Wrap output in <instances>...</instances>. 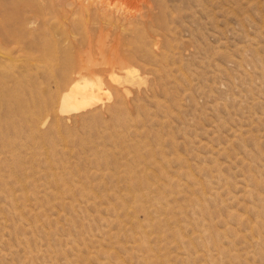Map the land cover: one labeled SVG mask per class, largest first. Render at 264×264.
<instances>
[{
    "label": "rangeland",
    "instance_id": "374dc122",
    "mask_svg": "<svg viewBox=\"0 0 264 264\" xmlns=\"http://www.w3.org/2000/svg\"><path fill=\"white\" fill-rule=\"evenodd\" d=\"M0 264H264V0H0Z\"/></svg>",
    "mask_w": 264,
    "mask_h": 264
},
{
    "label": "bare ground",
    "instance_id": "6f19581e",
    "mask_svg": "<svg viewBox=\"0 0 264 264\" xmlns=\"http://www.w3.org/2000/svg\"><path fill=\"white\" fill-rule=\"evenodd\" d=\"M117 68L119 70H124L125 66L123 64V65L118 66ZM99 83L100 82L97 80L95 82H93V81L92 82H84V84H82V85L78 84V83L75 86L73 85L71 88L74 89L75 93L70 94L72 96V99L70 98L71 104L76 103V105H78V107H79L78 109H83L85 107L92 105L95 102V97H96L94 92H95V90L99 89ZM66 98H68L67 94H64V97L62 96V99H66ZM67 102H69V101H67ZM71 106H74V105H71ZM67 108H65V109H67ZM69 108H70V106H69ZM67 112H69V111H67Z\"/></svg>",
    "mask_w": 264,
    "mask_h": 264
}]
</instances>
